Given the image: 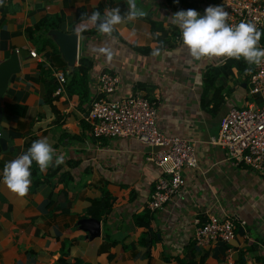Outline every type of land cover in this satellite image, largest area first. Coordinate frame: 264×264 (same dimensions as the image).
Listing matches in <instances>:
<instances>
[{"label": "crops", "instance_id": "1", "mask_svg": "<svg viewBox=\"0 0 264 264\" xmlns=\"http://www.w3.org/2000/svg\"><path fill=\"white\" fill-rule=\"evenodd\" d=\"M135 3L145 16L125 20L111 36L86 26L70 65L54 32L76 33L82 17L98 8L103 13L119 7L123 15L127 0H0V64L16 54L19 67L0 97V264H264V178L245 164L227 161L225 149L211 143L225 113L252 100L247 82L252 67H232L205 91L204 72L227 59L192 58L169 20L193 5L203 15L219 0ZM152 22L162 26L155 36L166 41L159 56L152 55L158 44ZM102 49L111 51V60ZM32 50L37 58L30 57ZM82 55L92 62L90 98L96 76L110 72L120 79L113 97L145 95L157 103L161 131L194 143L196 166L183 169L181 194L161 209L147 207L159 175L146 160L151 148L128 137L94 138L83 119L91 99L80 105L66 84L55 93V72L63 71L67 83ZM204 93L208 109L218 103L212 112L201 107ZM43 137L64 162L56 165L54 158L45 172L33 163L29 192L21 198L3 184L4 166ZM102 197L107 212L97 219L99 236L91 238L81 221L94 218L88 210ZM146 209L151 221L136 225V216ZM211 214L233 219L230 242L194 241L195 220Z\"/></svg>", "mask_w": 264, "mask_h": 264}, {"label": "built area", "instance_id": "2", "mask_svg": "<svg viewBox=\"0 0 264 264\" xmlns=\"http://www.w3.org/2000/svg\"><path fill=\"white\" fill-rule=\"evenodd\" d=\"M229 13L228 23L252 22L264 33V0H219ZM264 48V35L259 41ZM31 58H37L35 50ZM57 88L64 91L65 73L55 72ZM248 95L246 106L230 108L222 118L219 132L211 143L225 149V159L245 164L264 178V63L253 64L247 73ZM120 79L102 71L95 78L93 97L83 119L91 135L102 137H128L147 145L151 151L146 160L159 169L147 204L149 210L161 209L173 196H179L185 185L184 168L196 166L195 145L186 138L165 134L158 126L157 103L136 93L126 97H113ZM194 241L198 244L220 240L228 243L234 238L231 218L209 215L200 222L195 220Z\"/></svg>", "mask_w": 264, "mask_h": 264}, {"label": "clouds", "instance_id": "3", "mask_svg": "<svg viewBox=\"0 0 264 264\" xmlns=\"http://www.w3.org/2000/svg\"><path fill=\"white\" fill-rule=\"evenodd\" d=\"M128 11L121 14L119 7L105 8L103 14L93 11L87 17H82L81 23L75 31L80 34L86 26H95L101 34L111 36L116 26L138 17L145 16V12L136 7L135 0H127ZM172 24L178 26L183 45L195 60L204 58H243L249 65L264 63V48H260L259 41L264 35L252 22L241 21L238 24L228 23L229 13L223 6H209L203 15L196 10H180L169 18ZM112 59L108 49H102ZM159 48L154 49L153 56H159ZM62 164L63 157L56 155V151L49 139L40 138L32 142L28 150L17 158L7 162L3 169V184L13 194L23 198L31 186V168L35 163L41 172H45L53 163Z\"/></svg>", "mask_w": 264, "mask_h": 264}, {"label": "trees", "instance_id": "4", "mask_svg": "<svg viewBox=\"0 0 264 264\" xmlns=\"http://www.w3.org/2000/svg\"><path fill=\"white\" fill-rule=\"evenodd\" d=\"M191 9H195V6ZM96 11H99L101 14V8H98ZM162 26L160 24L151 23V33L153 34L154 38L157 40L158 38L155 36L156 31H161ZM166 41H162L158 39L157 48L165 47ZM132 48L141 51V52H149L148 47L143 48H137L136 46H132ZM92 67V62L87 56H80L78 59V65L76 67H72V69L68 73V80L66 83V91L71 95H77L79 98V104H84L88 101H90V89L88 83H89V71ZM232 67H236L239 71L247 70V68L253 67L252 65H249L243 58L241 59H227L226 62L220 66V67H213L209 68L204 72L202 76V82L204 86V90H211L214 87L213 80L215 77H218L220 74L228 75L229 70ZM214 90H217L216 88ZM206 94L204 93L201 97V107L205 109L208 112L214 111V109L218 106V103L213 104L211 108L208 109V101L206 98ZM108 208V202L105 200V197H102L101 199H96L93 203L90 209L88 210V215L91 217H94L98 219L100 217L101 211L107 212ZM146 219V220H145ZM152 217L149 213V210H145L144 214L138 215L135 218V224L136 225H148V223L151 221ZM205 221V220H203ZM200 220V222H203Z\"/></svg>", "mask_w": 264, "mask_h": 264}, {"label": "water", "instance_id": "5", "mask_svg": "<svg viewBox=\"0 0 264 264\" xmlns=\"http://www.w3.org/2000/svg\"><path fill=\"white\" fill-rule=\"evenodd\" d=\"M56 42L58 47L66 60L70 65L75 64L78 56V34H66L61 31H55ZM18 57L16 54L10 56V58L0 64V97L6 88L7 81L12 73L17 72ZM1 147V139H0ZM83 229H86L90 233V237H96L100 234V221L95 218H88L81 221Z\"/></svg>", "mask_w": 264, "mask_h": 264}]
</instances>
